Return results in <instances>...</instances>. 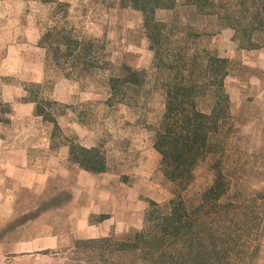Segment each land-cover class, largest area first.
I'll use <instances>...</instances> for the list:
<instances>
[{
	"label": "rangeland",
	"instance_id": "obj_1",
	"mask_svg": "<svg viewBox=\"0 0 264 264\" xmlns=\"http://www.w3.org/2000/svg\"><path fill=\"white\" fill-rule=\"evenodd\" d=\"M52 1L56 2L0 0V64L28 65V72L33 74L44 71L41 84L24 86L28 101L32 98L53 100L56 85L60 87V94L71 96L68 102H59L52 108L59 125L55 136L52 137V122L43 120L40 126L31 120L28 140L39 142L41 128L45 133L41 142L56 144V148L68 145L72 139L86 147H100L109 167L106 176H101L100 184L108 189L111 186L114 196L121 197L120 205L114 202V208L121 214L120 225L129 224L122 232L112 235L140 231L150 202L167 204L173 198L175 187L164 176L161 155L154 148L155 131L165 112L166 99L153 68L154 51L143 29V14L121 7L120 0ZM216 1L234 2L241 10L238 6L241 0ZM58 2L68 5L66 15H56ZM178 2L183 4V0ZM157 18L175 33L172 38L175 42L191 32L198 35L188 56L206 49L229 60L225 87L230 96V117L216 141L224 149L220 158L232 181L230 200L253 207L259 217H264V65H243L245 58L239 51L235 30L225 27L217 17L199 16L194 8L180 5L174 11H158ZM55 24L66 29L73 27L79 37L96 41L101 47L103 69L75 78L76 74L66 77L62 66L46 65L47 50L39 42L42 34ZM23 44L27 45L26 50H22ZM12 53L20 57L15 56L7 64ZM123 64L146 70L148 80L134 94L132 106L110 105L107 80ZM8 115L0 118L7 119ZM213 161L209 158L196 168L195 179L184 193L190 206L198 204L212 185ZM74 246L56 252L64 264H77ZM0 264L8 263L0 261ZM254 264H260L258 257Z\"/></svg>",
	"mask_w": 264,
	"mask_h": 264
},
{
	"label": "trees",
	"instance_id": "obj_2",
	"mask_svg": "<svg viewBox=\"0 0 264 264\" xmlns=\"http://www.w3.org/2000/svg\"><path fill=\"white\" fill-rule=\"evenodd\" d=\"M180 5L194 8L199 16L221 19L225 27L235 30L242 49L264 46V0H241V10L234 2L216 0H183ZM180 5L178 0H120L121 7L143 14V29L154 51L153 68L166 99L154 148L161 155L164 176L175 186L173 198L163 205L151 201L140 231L76 241L73 250L77 264H254L258 257L264 217H259L253 207L230 200L232 181L220 158L224 149L216 141L230 117V96L225 87L230 62L206 49L188 56L198 36L192 32L173 41L175 33L157 13L174 11ZM67 6L58 2L56 15H66ZM39 46L47 50L46 65L62 66L66 77L76 74L75 78H81L103 69L99 44L79 37L73 27H49ZM147 80L146 70L123 64L108 77V102L132 106L134 94ZM30 101L36 103L37 116L54 124V137L59 125L52 108L59 103L36 98ZM10 112V106L0 101V115ZM68 143L73 164L94 174L108 172L107 157L100 147L88 148L75 139ZM209 158L214 160L213 183L199 203L190 206L184 193L193 183L198 165Z\"/></svg>",
	"mask_w": 264,
	"mask_h": 264
},
{
	"label": "crops",
	"instance_id": "obj_3",
	"mask_svg": "<svg viewBox=\"0 0 264 264\" xmlns=\"http://www.w3.org/2000/svg\"><path fill=\"white\" fill-rule=\"evenodd\" d=\"M239 51L243 65H264V46ZM15 56L20 57L9 54L6 63ZM44 79V71L33 74L28 65L0 64V101L11 108L9 122L0 119V261L8 264H64L57 251L79 240L109 237L129 225H120L121 214L114 208L121 197L100 184L107 172L94 174L73 164L69 145L54 149L41 142V128L39 142L28 140V121L41 126L43 118L36 115V103L28 101L24 86ZM70 98L56 85L53 101ZM258 262L264 264V238Z\"/></svg>",
	"mask_w": 264,
	"mask_h": 264
}]
</instances>
